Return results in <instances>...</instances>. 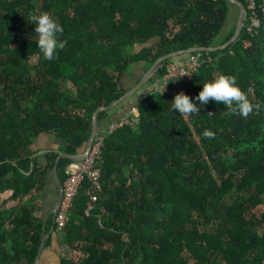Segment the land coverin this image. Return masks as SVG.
Returning a JSON list of instances; mask_svg holds the SVG:
<instances>
[{
	"label": "trees",
	"instance_id": "1",
	"mask_svg": "<svg viewBox=\"0 0 264 264\" xmlns=\"http://www.w3.org/2000/svg\"><path fill=\"white\" fill-rule=\"evenodd\" d=\"M241 1L248 18L236 41L167 59L149 80L162 82L160 91H145L137 110L116 120L129 123L106 133L97 198L86 178L66 224L56 221L71 250L60 264H264V0H255L260 25L252 30V11ZM230 3L0 0V264H35L47 228L37 212L59 153L40 160L35 139L55 134L64 152L78 154L96 110L131 89L122 86L124 74L136 66L146 73L164 54L229 40L235 30L218 37ZM45 11L58 18L67 40L52 61L43 58L29 22ZM198 53L191 77L166 87L168 65ZM220 73L236 75L260 110L245 118L215 101L191 116L170 110L177 93L195 98ZM130 99L98 114L99 128L108 123L99 134ZM78 163L60 159L63 182Z\"/></svg>",
	"mask_w": 264,
	"mask_h": 264
},
{
	"label": "clouds",
	"instance_id": "2",
	"mask_svg": "<svg viewBox=\"0 0 264 264\" xmlns=\"http://www.w3.org/2000/svg\"><path fill=\"white\" fill-rule=\"evenodd\" d=\"M29 22L35 25L34 40L38 42V49L43 58L47 61L57 59L59 51L67 45V40L63 38L65 29L58 18L45 11L32 15ZM170 81L166 83V87ZM161 83L158 81L154 85L156 91H160ZM166 87H164L162 93ZM209 101H215L217 104L223 103L231 114H239L245 118L254 111H259L261 107L259 102L254 103L250 99L248 93L243 90L238 82L236 75L220 73L205 81L202 90L195 98L184 91L177 93L170 103V110L173 112L178 110L180 116H191L199 114L201 108L207 105ZM202 135L205 138L213 139L215 132L205 129Z\"/></svg>",
	"mask_w": 264,
	"mask_h": 264
},
{
	"label": "built area",
	"instance_id": "3",
	"mask_svg": "<svg viewBox=\"0 0 264 264\" xmlns=\"http://www.w3.org/2000/svg\"><path fill=\"white\" fill-rule=\"evenodd\" d=\"M249 4V8L252 11L251 19L252 22L249 25L248 29L252 30L253 28L260 25V19L258 18L257 12V4L255 0H247ZM201 54H191L184 62L177 63L171 62L168 65V71L164 77V83L166 84L168 81L172 79V81H180L189 79L193 72L197 70L200 61ZM171 82V81H170ZM169 82V83H170ZM129 123L127 118H123L120 121H113L104 133H100L97 135L93 147L81 162L77 169L69 168L66 173L67 177L64 181V196L57 212L56 221L59 225V228L63 227L68 219V214L71 212V209L74 204V199L78 194L80 187L82 186L83 181L87 178L92 183L91 195L94 199H96V194L94 190H101L102 183V169L99 166V160L101 159L102 153V145L106 133L114 132L118 127ZM93 206L89 205V209Z\"/></svg>",
	"mask_w": 264,
	"mask_h": 264
},
{
	"label": "crops",
	"instance_id": "4",
	"mask_svg": "<svg viewBox=\"0 0 264 264\" xmlns=\"http://www.w3.org/2000/svg\"><path fill=\"white\" fill-rule=\"evenodd\" d=\"M179 59L177 60V63L184 62V61L181 62ZM136 71L135 72L130 71L126 73L128 74V78H127L128 81H124V77L126 76L125 74L122 76V86L124 88L130 87L132 89L135 86L130 84L134 79L133 76L135 75ZM138 74H140V72ZM133 95L131 96L133 97ZM132 97L126 105L120 106L115 111L116 113H114L113 116L111 117V121H116L119 118L123 117L124 114L127 113L128 109L131 108L130 105L134 106L135 104H137V101L132 100ZM107 124L108 123L103 125V129L99 128V131L104 130ZM64 144L65 142L59 136L55 134L42 133L35 139L33 143V149L36 150L37 152L44 151L43 153H38L40 155V160L43 161L46 156L45 154H47L48 152L63 151L61 148ZM79 165L80 162L78 164L73 165L71 168L77 169ZM41 201H42V206L41 209L37 212V214L42 219L45 220V225L47 226L45 232L48 234V237L46 239L44 250L38 264H60L61 259L63 257L66 258L71 255V250L63 242L62 234L59 231V229L55 226L56 219L53 214V209L58 203V184L53 172L49 176L48 181L41 193Z\"/></svg>",
	"mask_w": 264,
	"mask_h": 264
},
{
	"label": "water",
	"instance_id": "5",
	"mask_svg": "<svg viewBox=\"0 0 264 264\" xmlns=\"http://www.w3.org/2000/svg\"><path fill=\"white\" fill-rule=\"evenodd\" d=\"M228 1H230L232 4L237 5L240 8V16L238 18V23H237L235 32L229 40H227L225 43H223L221 45L210 46V47H196L195 46V47H191L188 49H180V50L162 55L159 59H157V61L154 63V65L146 73H144L141 80L132 89L128 90L125 94H123L120 98L113 101L111 104L106 105V106H101L96 110V112L93 115V130H92L91 137L88 140V142L85 144L83 149L78 154H68L64 151H58L59 155L56 159V165L53 169V173L55 175V178H56L57 184H58V203L55 206V208L53 209V214L55 217L57 215V212L59 210V207L61 205V202H62V199L64 196V182L59 177L58 168H57V165H58L60 159L62 157H66V158H70L76 162H81L84 158H86V156L88 155V153L90 152V150L93 147V144H94V141H95L97 135L100 132L99 131L98 114L101 111H109L111 109H114L119 103H121L122 101H124L125 99H127L128 97L133 95L134 93H136L144 84L149 82V80L157 73V71L160 68H162L164 66L165 61L167 59L177 57L178 55H184L187 53H191L194 51H208V50L214 51V50H218V49H224L228 45H230L231 43L236 41L240 37V35L244 29L245 22L248 18V10L241 0H228ZM43 152L44 151H40L38 153H43ZM47 237H48V234L46 232H44L43 236H42L41 246L39 248V252H38V255L36 257L35 264L39 263V260L41 258L42 253H43V250H44V246H45Z\"/></svg>",
	"mask_w": 264,
	"mask_h": 264
},
{
	"label": "rangeland",
	"instance_id": "6",
	"mask_svg": "<svg viewBox=\"0 0 264 264\" xmlns=\"http://www.w3.org/2000/svg\"><path fill=\"white\" fill-rule=\"evenodd\" d=\"M229 7H230V12H229V15H228V18H227V22H226V24H225V26H224V28H223V30H222V32H221V34L219 35V37H218V41H220L221 39H223L225 36H227L230 32H232L233 30H235L236 29V26H237V23H238V18H239V16H240V8L237 6V5H235V4H232V3H230L229 4ZM138 49V48H137ZM36 61V59H33L32 60V62H35ZM136 68H137V71H136V73H135V75L133 76L134 77V79L132 80V82H131V84L130 85H136V82L138 81V79H139V77L140 76H143L144 75V72H145V70H144V68H142V67H140V66H136ZM140 72V74H138ZM126 76L124 77V81H128V74H125ZM129 87V86H128ZM152 87H154L153 86V84H151V83H146L144 86H143V89H141V91L140 92H138L136 95H133V97H132V100H136V101H138L137 99L138 98H141L142 96H144V93H145V91H149ZM130 97V98H131ZM135 97H137V98H135ZM134 98V99H133ZM130 109H128V111H127V113L126 114H124V116L123 117H125V115H127L128 113H130V110H132L133 112H135L136 110H137V106H136V104L134 105V106H132V105H130ZM135 108V109H134ZM138 118L137 117H134L133 119H131L130 121L133 123V122H135V123H137L138 122ZM107 129V128H106ZM4 197H5V195H4Z\"/></svg>",
	"mask_w": 264,
	"mask_h": 264
}]
</instances>
